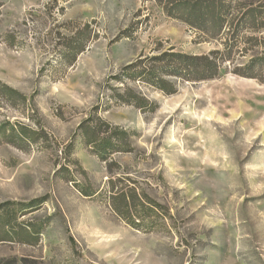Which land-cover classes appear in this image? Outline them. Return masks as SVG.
Returning a JSON list of instances; mask_svg holds the SVG:
<instances>
[{
	"label": "rangeland",
	"instance_id": "1",
	"mask_svg": "<svg viewBox=\"0 0 264 264\" xmlns=\"http://www.w3.org/2000/svg\"><path fill=\"white\" fill-rule=\"evenodd\" d=\"M67 19L95 20L100 32L73 65L60 55ZM9 32L18 47L3 41ZM244 36L216 78H169L168 95L122 69L166 51L224 50L228 28L201 37L151 0H0V82L26 97L0 95V125H43L49 136L28 150L0 143V205L38 234L0 242V262L264 264V82L232 73L264 54L246 41L264 30ZM126 88L150 104L117 101ZM84 124L108 140L105 160ZM121 192L135 225L112 206Z\"/></svg>",
	"mask_w": 264,
	"mask_h": 264
},
{
	"label": "trees",
	"instance_id": "2",
	"mask_svg": "<svg viewBox=\"0 0 264 264\" xmlns=\"http://www.w3.org/2000/svg\"><path fill=\"white\" fill-rule=\"evenodd\" d=\"M58 3L60 0H53ZM156 3L170 18L177 19L200 33L201 37L215 38L219 36L224 28H228L229 39L226 41L224 50H212L208 54H187L181 52L166 51L159 55L146 57L125 66L122 71L129 76H135L142 81H146L150 86L161 90L165 94L176 92V85L169 78L180 81H203L216 78L221 66L226 61H231L232 53L237 47L240 39L243 40L245 31L264 30V4L257 6L244 5L237 7L235 0H151ZM63 9V7H61ZM61 27L66 33L61 34L60 55L73 65L77 58L83 54L90 45L99 39L100 32L97 22L81 23L77 20L67 19L61 23ZM127 37L125 34L117 35L112 42ZM3 41L10 47H18L15 32H9L2 37ZM252 45L264 47V40L258 38H246ZM144 65V66H143ZM128 73V74H127ZM232 73L245 77L257 79L264 82V54L252 56L245 64L236 66ZM116 79L120 76H115ZM0 95L13 102L26 103V97L20 91L0 82ZM117 101L125 104L135 105L139 109H145L150 103L141 95L134 93L130 88H126L122 93L113 96ZM149 103V104H148ZM151 105L154 106L153 103ZM108 125V124H105ZM84 128V137L89 144L97 145L100 157L105 160V155L109 151L108 140L96 142L97 139L89 133L90 126ZM119 135V134H117ZM37 140L48 141L49 136L43 125H39L37 130H32L23 125H0V143L28 150L31 143ZM99 143V144H97ZM111 145V144H110ZM87 196L95 193L88 190H80ZM132 196L125 192L112 194V206L115 212L128 224L135 225L132 218L137 217L131 208ZM9 203L0 205V242L30 243L38 240L37 232H33L31 227L24 226L10 216L8 211ZM136 211V210H135ZM13 221L15 223L13 224ZM16 227V229H15ZM0 264H2L0 262Z\"/></svg>",
	"mask_w": 264,
	"mask_h": 264
}]
</instances>
